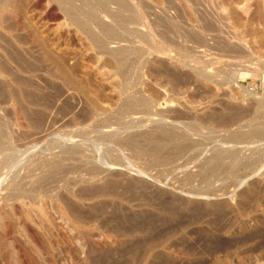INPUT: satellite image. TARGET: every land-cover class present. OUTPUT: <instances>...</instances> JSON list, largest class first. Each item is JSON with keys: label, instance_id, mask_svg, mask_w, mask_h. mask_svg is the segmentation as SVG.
<instances>
[{"label": "rangeland", "instance_id": "374dc122", "mask_svg": "<svg viewBox=\"0 0 264 264\" xmlns=\"http://www.w3.org/2000/svg\"><path fill=\"white\" fill-rule=\"evenodd\" d=\"M0 264H264V0H0Z\"/></svg>", "mask_w": 264, "mask_h": 264}, {"label": "bare ground", "instance_id": "6f19581e", "mask_svg": "<svg viewBox=\"0 0 264 264\" xmlns=\"http://www.w3.org/2000/svg\"><path fill=\"white\" fill-rule=\"evenodd\" d=\"M35 2V1H34Z\"/></svg>", "mask_w": 264, "mask_h": 264}]
</instances>
